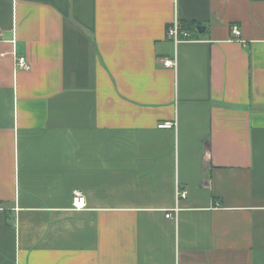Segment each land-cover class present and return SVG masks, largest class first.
Returning a JSON list of instances; mask_svg holds the SVG:
<instances>
[{
	"label": "crops",
	"instance_id": "obj_1",
	"mask_svg": "<svg viewBox=\"0 0 264 264\" xmlns=\"http://www.w3.org/2000/svg\"><path fill=\"white\" fill-rule=\"evenodd\" d=\"M0 28V264H264V0H0Z\"/></svg>",
	"mask_w": 264,
	"mask_h": 264
},
{
	"label": "built area",
	"instance_id": "obj_2",
	"mask_svg": "<svg viewBox=\"0 0 264 264\" xmlns=\"http://www.w3.org/2000/svg\"><path fill=\"white\" fill-rule=\"evenodd\" d=\"M3 30L0 28V41L2 37ZM233 34L236 37H239L241 35V31L237 26L233 27ZM168 38L172 40L177 47L183 42H188V41H193L194 37L192 36L191 32L184 29L183 26L180 24V22L176 19L171 26H169L168 31H167ZM16 60V69L17 70H27L29 68L27 59L25 57H18L17 55L15 56ZM165 67L168 68H177L178 66V59L175 57L174 59H167L164 61ZM172 125L167 123V124H162L159 127L160 128H169ZM178 197L180 198H186V193L185 192H178ZM73 209L75 210H81L86 207V198L83 195V193L79 190H76L73 192ZM2 208L0 207V210ZM168 218L172 217V213H168L166 215Z\"/></svg>",
	"mask_w": 264,
	"mask_h": 264
},
{
	"label": "water",
	"instance_id": "obj_3",
	"mask_svg": "<svg viewBox=\"0 0 264 264\" xmlns=\"http://www.w3.org/2000/svg\"><path fill=\"white\" fill-rule=\"evenodd\" d=\"M196 29L199 33H203L205 31V28L201 26H198Z\"/></svg>",
	"mask_w": 264,
	"mask_h": 264
},
{
	"label": "trees",
	"instance_id": "obj_4",
	"mask_svg": "<svg viewBox=\"0 0 264 264\" xmlns=\"http://www.w3.org/2000/svg\"><path fill=\"white\" fill-rule=\"evenodd\" d=\"M182 25H183V24H182ZM183 28L186 29V30H189V31H190V29H189V28L187 27V25H185V24L183 25Z\"/></svg>",
	"mask_w": 264,
	"mask_h": 264
},
{
	"label": "rangeland",
	"instance_id": "obj_5",
	"mask_svg": "<svg viewBox=\"0 0 264 264\" xmlns=\"http://www.w3.org/2000/svg\"><path fill=\"white\" fill-rule=\"evenodd\" d=\"M195 31V30H194ZM196 33H199L198 31H195Z\"/></svg>",
	"mask_w": 264,
	"mask_h": 264
}]
</instances>
